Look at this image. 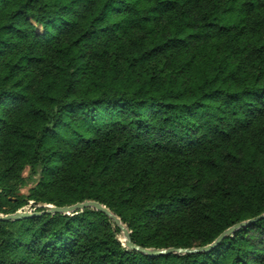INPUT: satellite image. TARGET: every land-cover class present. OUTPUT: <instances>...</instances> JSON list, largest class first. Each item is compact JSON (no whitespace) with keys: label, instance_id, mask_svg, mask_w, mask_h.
<instances>
[{"label":"trees","instance_id":"trees-1","mask_svg":"<svg viewBox=\"0 0 264 264\" xmlns=\"http://www.w3.org/2000/svg\"><path fill=\"white\" fill-rule=\"evenodd\" d=\"M83 201L143 248L264 213V0H0V215ZM0 264H264V217L159 257L91 207L0 221Z\"/></svg>","mask_w":264,"mask_h":264},{"label":"water","instance_id":"water-1","mask_svg":"<svg viewBox=\"0 0 264 264\" xmlns=\"http://www.w3.org/2000/svg\"><path fill=\"white\" fill-rule=\"evenodd\" d=\"M46 209L42 211H34V212H28V211H17L15 213L11 214H5V215H0V221H12V220H20V219H25V218H30V217H36V216H41L45 214H70L74 213L77 211H81L85 208H94L97 211L102 212L105 214L107 217H109L116 227L120 230L121 235L123 236L124 240L123 245L131 250H136L142 254H145L147 256L151 257H159L162 255H168V254H190V253H201V252H206L210 250L211 248L215 247L220 240H222L225 236L233 233L236 229L245 227L261 218L264 217V213L257 215L253 218H250L245 221L238 222L229 228L225 229L222 231L210 244L201 246V247H192V248H175V247H168V248H143L140 246L135 245L134 243L131 242L130 239V233L126 229V227L120 222L119 218L113 215L108 209H106L104 206L100 205L99 203L95 201H83L79 203H74L69 206H63V207H56V206H50L47 205L45 206Z\"/></svg>","mask_w":264,"mask_h":264},{"label":"rangeland","instance_id":"rangeland-1","mask_svg":"<svg viewBox=\"0 0 264 264\" xmlns=\"http://www.w3.org/2000/svg\"><path fill=\"white\" fill-rule=\"evenodd\" d=\"M27 174V171L23 172V175L25 176ZM39 206V205H37ZM19 211H28V212H34L35 211V207H32L31 203L25 207H23V209L19 210ZM121 240H122V235H121ZM123 241V240H122Z\"/></svg>","mask_w":264,"mask_h":264},{"label":"bare ground","instance_id":"bare-ground-1","mask_svg":"<svg viewBox=\"0 0 264 264\" xmlns=\"http://www.w3.org/2000/svg\"><path fill=\"white\" fill-rule=\"evenodd\" d=\"M122 240H124L123 236H122Z\"/></svg>","mask_w":264,"mask_h":264}]
</instances>
